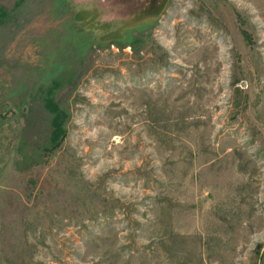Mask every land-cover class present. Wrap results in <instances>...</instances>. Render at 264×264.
<instances>
[{
	"label": "rangeland",
	"instance_id": "rangeland-1",
	"mask_svg": "<svg viewBox=\"0 0 264 264\" xmlns=\"http://www.w3.org/2000/svg\"><path fill=\"white\" fill-rule=\"evenodd\" d=\"M0 264H264V0H0Z\"/></svg>",
	"mask_w": 264,
	"mask_h": 264
}]
</instances>
